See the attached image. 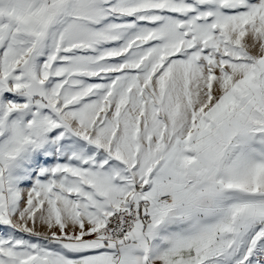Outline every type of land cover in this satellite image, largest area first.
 Wrapping results in <instances>:
<instances>
[{"label":"snow or ice","instance_id":"6c2138e0","mask_svg":"<svg viewBox=\"0 0 264 264\" xmlns=\"http://www.w3.org/2000/svg\"><path fill=\"white\" fill-rule=\"evenodd\" d=\"M0 264H264V0H0Z\"/></svg>","mask_w":264,"mask_h":264}]
</instances>
